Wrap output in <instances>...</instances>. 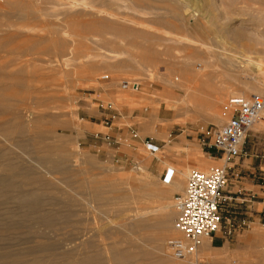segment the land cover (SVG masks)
I'll list each match as a JSON object with an SVG mask.
<instances>
[{
    "label": "rangeland",
    "instance_id": "rangeland-1",
    "mask_svg": "<svg viewBox=\"0 0 264 264\" xmlns=\"http://www.w3.org/2000/svg\"><path fill=\"white\" fill-rule=\"evenodd\" d=\"M259 32L264 33V0H0V152L8 150L19 169L41 178L42 185H32L45 191L38 189L39 194L57 197V202L79 199L81 214L87 208L57 171L65 149L78 173L70 187L86 195L83 183L106 180L105 195L119 197L105 209L109 220L105 214L103 226L81 225L96 235L95 249L114 243L124 247L125 235L137 247L138 234L128 230L137 212L129 207L152 210L158 203L134 199V182L142 179L156 189L172 190L175 228L177 198L185 192L190 171L224 164L212 145V132L229 118L232 95L253 94V85L264 81V37ZM221 50L235 64L222 61ZM205 58L210 61L207 71L189 80L187 60L198 70ZM247 58L256 64L240 67L237 61ZM124 80H138L140 89H123ZM226 111L228 118L223 117ZM112 127L124 128V133ZM97 132L110 133L116 142L110 145ZM146 138L160 145L158 153L146 149ZM262 148L264 131H251L249 156L230 170L233 200L216 233L220 247L229 245L225 260L192 253L200 264H264V193L250 207L252 186L244 178L256 174L264 184ZM124 193L131 198H121ZM15 205L0 196V264H40L35 260L42 249L73 251L81 243L63 245L78 229L73 223L51 228L30 218L12 219L9 212L20 211ZM44 206L57 208L50 201ZM230 218L248 223L229 233ZM157 244L154 255L164 264L181 263L172 243ZM221 252L213 247V256Z\"/></svg>",
    "mask_w": 264,
    "mask_h": 264
},
{
    "label": "bare ground",
    "instance_id": "bare-ground-1",
    "mask_svg": "<svg viewBox=\"0 0 264 264\" xmlns=\"http://www.w3.org/2000/svg\"><path fill=\"white\" fill-rule=\"evenodd\" d=\"M87 3L90 4V2ZM257 34H259L260 37L261 36L264 37L263 35L264 33L259 32ZM238 38H240V36ZM204 46H206L207 48L209 47L207 44L206 45L204 44ZM224 52H225L224 50L218 52L220 59L222 61L228 60L229 62L234 63V59H232L231 57L230 58L226 57ZM254 61L255 60H253L252 58H247L245 60H238L237 62L239 63V66L240 67L242 66L243 68L244 66L248 67L252 65V63L256 64V61L255 62ZM208 62L210 61H208V59L205 58V60L198 63V65H200L198 70H193L192 63L189 60H187V62L185 63L187 67L185 71V74H187L186 77L189 80H191L195 78L196 75H200V73L202 74L204 71H207L206 68L208 67ZM253 87L255 94L264 93V81L262 80L257 81V83L253 85ZM239 95H244V94H239ZM228 115L229 112L226 111L223 117L228 118ZM262 121L264 120L260 119L252 127V129L261 130L263 123ZM6 140L8 141L7 137ZM61 152H62L61 158L59 160L61 163L58 162L57 164V165L59 164L61 165L59 168L57 167L59 169L57 171H59L61 174L64 175L65 180H62L63 182L65 183L68 182L69 184H72L74 183L73 177L78 173H76V170L70 166L69 163L71 161L70 154L67 151H65V149L63 148ZM0 160H1L0 196L7 197L10 200H14L16 202V205L13 206L12 208H16L20 210V211L9 212V215L12 219L18 217V218H22V220L24 221L27 218H30L33 222L40 223L41 225L51 228H56L59 225H66L73 223V225H75L76 228H78L76 229L77 230L76 233H74V235L71 238L63 239L64 240L63 245L67 243L73 245L77 241L81 242L80 244H77V246L74 247L73 251L64 250L58 252L56 250H49L44 248L42 249V255L36 258L35 262H38L40 264H68L72 262L74 264H106L107 262H109V264L110 263L111 264H164V259L157 258L154 255V251H155L154 249L155 248L158 249L159 247V245L157 244L158 241L161 240L169 241L170 243H172L173 251L175 250L174 245L175 243H177L178 240L181 242L186 241V238L182 236L179 232H177L175 229L176 227L174 228L172 224V218L174 216L173 215L174 212L172 210V206L170 205L171 203L169 201L172 190L156 189L152 187L146 180L138 179L136 182H134V186H132V192L130 191L131 192L130 194L134 195L133 196L134 199L138 198V201H140L142 199L147 200L149 198L150 199L154 198V200L156 199L155 201L158 203V205H156L157 207H155L152 210L149 207L146 208L138 207V206L129 207L137 212V214L133 217L132 221L131 220H130L131 222L129 221L130 226L128 230L134 231L136 236L138 234V246L135 247L133 245V242L128 241L129 238L125 239L126 237H128L125 235V238L121 237V240L126 243V246L124 247H120L119 245L114 243L109 247L101 246L100 248L95 249L94 236L96 235L91 234V231L89 229L81 228V225L90 221L89 223H93L95 225L98 224L99 227L103 226V219L105 217V214L107 215L105 209L108 207L110 203H112L117 198H119L115 196V194L113 193H112L113 195H109V194H107L108 196L105 195L106 193H108L103 191L106 180H101V179L100 180L86 179L87 181L83 180V182L86 181V183L83 184L88 185V186L84 185L85 190L87 189L86 195L79 194L72 187H70L69 184H67V186L69 187V191L76 192L77 194L76 196H79L81 198L83 207L87 208V210L83 211V213L80 214L78 210V206L80 205L78 202L79 199H76L74 197H63L64 198L63 202L60 201L57 202L58 201L57 197L45 195L46 193L39 194L38 189L41 188L36 189L35 187H32V185L34 186L42 185L43 181L41 180V178L29 169L26 168L19 169L20 164L12 160L10 152L8 150H3L0 152ZM47 162L50 163L49 161ZM16 168L19 169V171L15 172ZM42 192L45 191L42 190ZM128 193H124L120 197L123 199H129L130 195H128ZM48 201H50L52 207L57 206V208H51L50 210L49 209L45 210L44 203ZM176 208H177V203H176ZM147 209L148 210L150 209V211L142 212V210H147ZM84 215L87 216V218L84 217ZM106 217L107 219L109 218L108 215ZM19 223H21V221L15 223L10 222V226L15 227L18 226L17 224ZM94 228L92 229L94 230ZM102 234L103 233H100V235L98 236L100 237ZM211 241L212 240L210 238H205L203 240V243L199 245L196 253L197 254L204 253L207 255V257L210 256L209 251L212 246ZM155 242H157L156 245H153V243ZM63 245H62V249L65 247ZM83 249L85 251H83ZM104 249L106 251H104ZM77 250L79 252L75 253L74 251ZM61 255H65L66 258H64V260L61 261L50 260L51 257L61 256ZM192 255L194 254L191 255L185 254L184 256L181 257L174 252V257H176L175 258L176 260L178 259L181 262L180 264H200L202 262V261H198L197 259L195 260ZM135 257L136 258L141 257V258L134 259Z\"/></svg>",
    "mask_w": 264,
    "mask_h": 264
},
{
    "label": "built area",
    "instance_id": "built-area-1",
    "mask_svg": "<svg viewBox=\"0 0 264 264\" xmlns=\"http://www.w3.org/2000/svg\"><path fill=\"white\" fill-rule=\"evenodd\" d=\"M121 86L137 91L141 84L138 80H124ZM227 108L229 118L212 132V145L221 154L224 164L208 170L192 169L184 194L177 198L175 227L184 234L186 241L178 240L174 252L181 257L195 253L203 239L213 238L222 229L223 212L233 200V196L228 194L230 170L237 160L249 155L246 144L252 127L260 119L264 120V94L232 95L227 101ZM99 136L110 145L116 142L110 133L97 132L96 137ZM144 143L150 153L160 151V145L154 139L146 138ZM169 179L166 175L165 180ZM247 223L245 219L240 222L230 218L228 232L232 233L237 226Z\"/></svg>",
    "mask_w": 264,
    "mask_h": 264
},
{
    "label": "crops",
    "instance_id": "crops-1",
    "mask_svg": "<svg viewBox=\"0 0 264 264\" xmlns=\"http://www.w3.org/2000/svg\"><path fill=\"white\" fill-rule=\"evenodd\" d=\"M112 130L115 132V133H124V128L122 129H120V128H113L112 127ZM252 131H254V132H261V131H264V129H261V130H254V129H252ZM256 137H258V136H256ZM153 139V138H152ZM258 145V143L257 142H254V144H253V148L256 146L257 147V149L259 150V147L257 146ZM248 151V150H247ZM262 152H264V148H262ZM249 156V155H248ZM247 156V157H248ZM246 157H243V158H241V159H245ZM235 164H237V163H235ZM235 166V165H234ZM240 171L239 172H241L243 169H242V166L241 167H239L238 168ZM255 171V170H254ZM253 170H251L250 172L251 173H253L254 172ZM247 181H246V183L249 185V186H252V189H249V190H251V192L250 193H247L248 195L247 196H249L250 197V199H249V201L250 202H252V205H250V207H252V206H255V203H256V201H254L253 199L254 198H260V193L262 192V193H264V184H262V183H260L259 182V180H257V177H256V174L253 176V177H251V178H248V177H244ZM231 205V204H230ZM232 208V207H231ZM253 209V208H252ZM233 213H234V211H233ZM213 239H214V248L215 249H222V252H221V254L220 255H218V256H213V247L211 246V249H210V255H211V257H213V258H215L216 259V261H224L225 259H223L222 258V254L224 253V251H226L227 249H228V247H229V245H228V243L226 242L223 246H219V243H218V239H217V236H216V234L213 236Z\"/></svg>",
    "mask_w": 264,
    "mask_h": 264
}]
</instances>
